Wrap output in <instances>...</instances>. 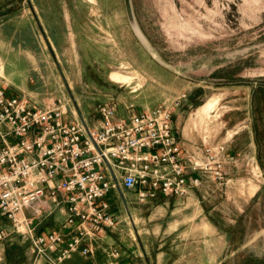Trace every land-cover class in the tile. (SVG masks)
I'll list each match as a JSON object with an SVG mask.
<instances>
[{"label":"rangeland","instance_id":"1","mask_svg":"<svg viewBox=\"0 0 264 264\" xmlns=\"http://www.w3.org/2000/svg\"><path fill=\"white\" fill-rule=\"evenodd\" d=\"M128 3L0 0L3 56L16 68L15 81L35 93L31 103L60 98L73 113L96 119L101 104L124 105L129 114L138 103L170 107L184 95L173 116L180 144L199 156L204 147L225 146L231 188L206 181L190 200L140 206L130 219L113 192L118 224L108 230V259L100 264L114 250L141 264H264V0ZM10 49L34 62L14 63ZM4 66L0 61V77L8 83ZM112 72L130 80L110 81ZM213 99L214 110L196 114ZM57 214L37 219L33 231H61ZM27 235L5 225L0 264H49Z\"/></svg>","mask_w":264,"mask_h":264},{"label":"built area","instance_id":"2","mask_svg":"<svg viewBox=\"0 0 264 264\" xmlns=\"http://www.w3.org/2000/svg\"><path fill=\"white\" fill-rule=\"evenodd\" d=\"M0 77V239L5 225L28 234L32 252L49 264L82 257L106 231L117 227L113 192H134L145 204L158 193L179 199L206 181L233 187L224 171L225 146L204 147L203 156L178 141L170 107L116 116L98 106L93 129L60 98L39 106L7 92ZM58 213L62 230L34 232L42 216ZM114 250L106 264H120Z\"/></svg>","mask_w":264,"mask_h":264},{"label":"crops","instance_id":"3","mask_svg":"<svg viewBox=\"0 0 264 264\" xmlns=\"http://www.w3.org/2000/svg\"><path fill=\"white\" fill-rule=\"evenodd\" d=\"M3 52H4V45L0 43V61H2L3 65H5V71L7 73V77L9 80L8 81V90L7 92L11 95L17 96V97H23L29 101H31V96H33L35 93L32 92L30 89H28L27 84H25V82H21L20 84L17 83L15 81V72H16V68H14L13 66H11V62L7 61L4 56H3ZM9 54H11V57H13V62L16 63L19 60H23L25 62H28L29 64L33 63V57L31 56L30 53H25V55H21L20 52H14L13 50L10 49ZM30 69V67H28V70ZM38 105V104H36ZM40 106V105H39ZM157 107L156 105H146V104H140L138 103L136 108H137V112L139 111H144V110H150ZM93 112H95L96 114V119H91L88 116H85L83 113L82 114H77V117L80 119H84V121L87 123V125L93 129H97L99 128L101 122H100V116L98 114V107L94 108ZM89 115V114H88ZM128 112L126 111L124 105H117L116 107V116L119 118H127L128 117ZM119 195L121 197V202L122 203H118L119 206L122 207L123 209V213L126 216L125 219L127 218V216H130V218H132L133 216L136 217L138 215L141 214V210L139 209L140 206H147L150 205V207H148L146 210L151 209L154 203H163L164 206H166L165 204L168 203L169 201H172L174 204L177 203L179 198L173 197V196H164L161 193H158L156 198L147 201V203L145 204H139L137 202V197L136 194L134 192H128V191H121V193L119 192ZM193 197V191H191L190 195L186 198L188 200H190ZM162 206V205H161ZM161 206H156V208L161 207ZM167 207V206H166ZM113 212L115 213L114 209L112 208ZM120 210V209H119ZM116 214L119 215V212H116ZM58 215V214H57ZM58 218L60 220H63V217L61 215H58ZM197 229L200 230L202 229V227L200 226V223L197 224ZM175 230L174 226H173V231ZM110 232L106 231L105 235L95 244V253L92 256L89 257H82L81 255H79L78 253L73 254L69 259L65 260L62 264H100L103 263L104 261H106L108 258L107 256H105V252H106V248H105V244H106V240L109 237ZM121 243L123 244V246L128 249L131 252L132 249V245H128L126 243L123 242V239L121 240ZM131 248V249H130ZM136 256V255H134ZM120 262L121 264H141L138 263L139 261L136 259L134 260L132 256L126 255V252L122 251L121 254V258Z\"/></svg>","mask_w":264,"mask_h":264},{"label":"bare ground","instance_id":"4","mask_svg":"<svg viewBox=\"0 0 264 264\" xmlns=\"http://www.w3.org/2000/svg\"><path fill=\"white\" fill-rule=\"evenodd\" d=\"M126 5L129 8L128 0H126ZM131 20H132V18H131ZM109 78H110V81H113L115 83H125L128 80H130L128 77H126L124 75H121L118 72H112L110 74V77ZM216 102H217L216 99L207 101L204 105H202L201 107H199L197 109L196 114H198V115L208 114L209 112H211V110L213 109V107L216 104Z\"/></svg>","mask_w":264,"mask_h":264}]
</instances>
